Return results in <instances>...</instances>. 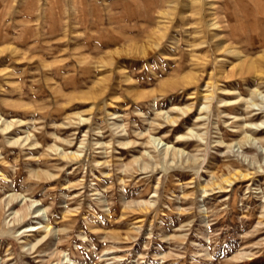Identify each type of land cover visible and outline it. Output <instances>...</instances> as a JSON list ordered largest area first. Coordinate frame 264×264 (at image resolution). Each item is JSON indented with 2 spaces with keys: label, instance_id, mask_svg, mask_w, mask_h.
I'll use <instances>...</instances> for the list:
<instances>
[{
  "label": "rangeland",
  "instance_id": "1",
  "mask_svg": "<svg viewBox=\"0 0 264 264\" xmlns=\"http://www.w3.org/2000/svg\"><path fill=\"white\" fill-rule=\"evenodd\" d=\"M0 264H264V0H0Z\"/></svg>",
  "mask_w": 264,
  "mask_h": 264
}]
</instances>
